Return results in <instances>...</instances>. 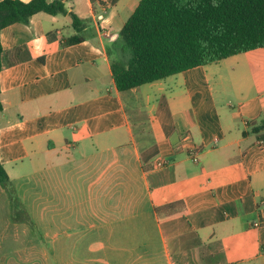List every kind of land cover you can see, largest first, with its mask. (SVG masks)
Segmentation results:
<instances>
[{
    "label": "crops",
    "instance_id": "1",
    "mask_svg": "<svg viewBox=\"0 0 264 264\" xmlns=\"http://www.w3.org/2000/svg\"><path fill=\"white\" fill-rule=\"evenodd\" d=\"M61 1L82 42L46 13L0 32V163L35 231L71 264H264V66L224 118L210 65L119 92L106 49L140 0Z\"/></svg>",
    "mask_w": 264,
    "mask_h": 264
},
{
    "label": "trees",
    "instance_id": "2",
    "mask_svg": "<svg viewBox=\"0 0 264 264\" xmlns=\"http://www.w3.org/2000/svg\"><path fill=\"white\" fill-rule=\"evenodd\" d=\"M38 13L70 18L75 34L63 46L83 41L84 22L67 11L61 0L0 1V32L16 23L28 25ZM257 49H264V0H140L106 54L114 86L125 92ZM1 54L0 42V70ZM249 125L253 132L264 131V120ZM0 187L9 198L12 222L32 226L1 163ZM175 207L184 208L178 201L155 211L159 215Z\"/></svg>",
    "mask_w": 264,
    "mask_h": 264
},
{
    "label": "rangeland",
    "instance_id": "3",
    "mask_svg": "<svg viewBox=\"0 0 264 264\" xmlns=\"http://www.w3.org/2000/svg\"><path fill=\"white\" fill-rule=\"evenodd\" d=\"M236 57L224 59L207 68L216 107L222 118L229 114H236L238 105L244 103L245 98L249 97L248 95L255 93L253 87L249 93L246 90L256 80L251 71L263 69L262 66H264V49ZM245 71L248 72V75ZM258 79L264 80V69ZM242 86L243 92L237 90ZM228 103L231 107L228 106ZM247 107L250 109V106ZM254 112L246 113L243 118L248 120L263 118L261 115H254ZM236 128L242 129L241 122L237 123ZM3 205L4 198L1 197L0 264H71L70 248L67 247L69 244L48 243L49 233L35 231L34 226L15 224L9 215H5Z\"/></svg>",
    "mask_w": 264,
    "mask_h": 264
},
{
    "label": "built area",
    "instance_id": "4",
    "mask_svg": "<svg viewBox=\"0 0 264 264\" xmlns=\"http://www.w3.org/2000/svg\"><path fill=\"white\" fill-rule=\"evenodd\" d=\"M159 166H162V164L159 163ZM261 225H264V219H260L257 223L254 224L255 227H259Z\"/></svg>",
    "mask_w": 264,
    "mask_h": 264
}]
</instances>
